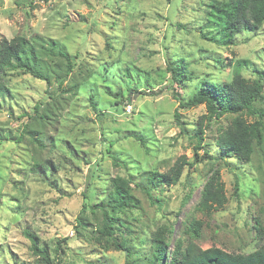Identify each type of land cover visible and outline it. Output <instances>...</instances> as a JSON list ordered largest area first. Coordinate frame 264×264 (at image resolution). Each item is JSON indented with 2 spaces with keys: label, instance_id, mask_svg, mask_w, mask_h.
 Returning <instances> with one entry per match:
<instances>
[{
  "label": "rangeland",
  "instance_id": "rangeland-1",
  "mask_svg": "<svg viewBox=\"0 0 264 264\" xmlns=\"http://www.w3.org/2000/svg\"><path fill=\"white\" fill-rule=\"evenodd\" d=\"M211 1L0 0V38L22 35L45 45L54 40L74 60L61 86L22 71L2 77L8 93L0 96V134L8 138L0 144V264H42L25 231L51 264H126L124 250L97 239L98 211L82 210L85 193L91 203L100 201L117 176L132 177L130 191L138 204L119 217L125 244L139 262L150 252L156 227L172 226V248L193 220L200 222L196 242L202 248L248 253L259 246L264 141L248 162L225 157L216 139L234 114L209 121L204 103L182 108L172 94L186 99L203 79L222 84L242 59L245 77L264 72V22L237 34L234 45L200 37L209 30ZM43 59L65 65L59 56ZM168 59L186 63L185 83L168 87ZM254 107L264 114V99ZM243 117L252 122L258 114ZM199 125L201 147L194 149ZM139 135L145 147L135 139ZM181 155L193 166H184L177 183L155 188L152 196L159 202L152 204L134 182L142 184L145 171L164 173ZM44 164L52 167L47 174ZM214 171L227 200L207 214L195 206ZM167 261L166 256L161 264Z\"/></svg>",
  "mask_w": 264,
  "mask_h": 264
},
{
  "label": "trees",
  "instance_id": "trees-1",
  "mask_svg": "<svg viewBox=\"0 0 264 264\" xmlns=\"http://www.w3.org/2000/svg\"><path fill=\"white\" fill-rule=\"evenodd\" d=\"M209 10L206 13V27L208 32L201 31L200 37L209 42L221 46L235 44L236 35L244 31L258 30L264 22V0H213L208 4ZM41 41L37 45L22 35L0 38V96L8 93V87L2 82V77L7 71H22L31 76L51 83L54 80L57 86L66 81L69 74L73 72L74 60L71 55L58 47L54 41H48L45 45ZM55 55L63 59L60 67L51 65L44 61L43 57ZM247 64L246 60H238L228 81L219 84L218 82L203 79L194 91L186 99L180 97L179 93L172 90L173 97L178 100L179 106L187 108L200 103L205 104L207 119H218L224 114H234L230 123L222 129L216 139V145L224 152L225 157H235L241 162H248L256 146L261 147L264 139V114L254 104L264 99V72L257 71L256 77H245L241 69ZM169 72L168 87L175 84H183L189 79L186 63L180 60H167ZM73 86H76L73 85ZM138 93V92H137ZM36 109V106H35ZM243 113L254 115L258 118L247 122ZM174 117L180 130L182 127L180 114L175 111ZM196 138L194 149L200 146L202 141V128L199 125L194 129ZM8 135L0 134V144L7 139ZM135 139L145 147V137L136 136ZM258 147V148H259ZM209 155V154H208ZM194 156L197 157L196 150ZM114 162L119 159L112 156ZM193 166L184 155L178 157L171 167L164 173L156 171H145L143 183L134 182L135 186L141 188L152 204L159 202L152 191L162 184L171 185L179 181L184 166ZM39 165H37L38 167ZM43 174L52 170L51 165L41 166ZM140 174V173H139ZM132 177L123 178L117 176L112 180L111 191L98 202L89 201L87 193L84 194L85 201L82 203V210L90 209V212L100 214V223L97 225V239H104L110 242L115 248L126 252V264H161L164 257H168L166 264H264V229L261 230L262 242L259 246L248 253H233L217 246L202 248L196 238L199 236L198 227L200 222L193 220L188 226L187 236H178L172 248H168L171 240V225H161L151 232L150 252L144 261L139 262L133 256L131 247L127 246L123 234V219L119 216L137 207L138 201L130 191ZM227 198L225 195L224 183L218 172L214 171L204 184L199 201L195 208L204 213L220 210L224 207ZM84 218L78 220V226L84 225ZM197 225V228L194 227ZM26 235L31 241L34 252L41 256L42 264H51L47 252L36 243L35 237L28 231Z\"/></svg>",
  "mask_w": 264,
  "mask_h": 264
}]
</instances>
